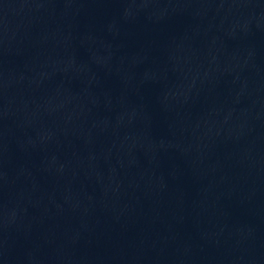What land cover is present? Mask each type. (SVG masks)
Instances as JSON below:
<instances>
[{
	"label": "water",
	"instance_id": "obj_1",
	"mask_svg": "<svg viewBox=\"0 0 264 264\" xmlns=\"http://www.w3.org/2000/svg\"><path fill=\"white\" fill-rule=\"evenodd\" d=\"M173 16L264 43V0H133Z\"/></svg>",
	"mask_w": 264,
	"mask_h": 264
}]
</instances>
